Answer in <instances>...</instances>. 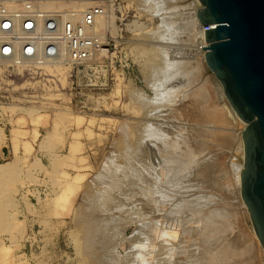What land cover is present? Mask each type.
Listing matches in <instances>:
<instances>
[{
	"label": "rangeland",
	"instance_id": "1",
	"mask_svg": "<svg viewBox=\"0 0 264 264\" xmlns=\"http://www.w3.org/2000/svg\"><path fill=\"white\" fill-rule=\"evenodd\" d=\"M187 2L185 3L187 4ZM150 3L149 0L147 2L145 0H115V7L117 8V15H115V18L117 19L116 27L119 30V34L112 37L115 38L118 43L117 51L119 52V56L117 59H120L121 62L120 64L119 62H116L115 65H111V67L108 68L106 81L99 89H88L83 87L84 84L93 81L94 78L92 76L83 79L82 83L80 81L78 87H76V85L74 86V84L71 85L70 81L67 79L68 72L62 67H60L61 72L64 71V74H66V82L63 86L59 83L58 77L48 75L43 69L37 70L26 67L17 68L0 64V136L4 139V143L0 145V153L1 150L4 153L8 150L13 153L14 143L16 147L15 156L10 154L8 159L0 161V165H4L5 163L11 164V168H6L10 169L9 172L0 175V219H2L0 220V247L4 246V248L11 251L9 253L12 258L10 257L9 261L7 259L8 263L19 264L21 261V264H109L110 262V264H148V262H151L149 264H162L159 261V255H155L157 253V248L159 249V242L156 238H152V236H154L152 235L153 229L160 223L155 218H149L152 214L148 215V207L144 204V200L145 202L147 200L145 196V188L147 187L148 192V188L152 187V185L148 184H152L154 182V176L156 177L159 175L160 168L157 167L156 164H158L157 160L160 161V158L157 156V158L153 160V163L149 157H146L147 155L149 156V154L145 151V144H150L155 148L156 145L152 140H149L150 143L148 138L145 139L144 131L147 127L153 125L155 128L162 129L161 132H163L164 135L166 134L165 137L167 135L170 137L167 138V136L166 139L177 140V142L181 143L183 140L182 138L189 141L192 140L190 138H195V134L192 133H197L195 126L202 121L199 120V122L196 118L190 117L191 109L186 101L181 98V92H177L176 99L173 104H170L162 99L163 91L161 90V87L158 89L156 86L159 77H157L155 73L157 69L162 66L161 62L165 59L164 54L166 57L169 56V54L170 56H172V54L176 55L174 58L180 57V45H178L179 47H176L177 38H179L180 35L178 32L174 33V30L168 32V29H166L165 31V21L163 22L162 20V18L165 17V14L163 12L160 14L157 11L158 9H156L157 7L155 8V5ZM185 3L182 5L184 7H178L179 9H177L176 12L169 11V14H171L170 12L174 14L180 13L182 10L185 11ZM150 5L154 8L152 7L151 9ZM196 7H198V9L202 8H200L199 5ZM191 8L190 11L194 12L193 7ZM165 13L166 16H168V13ZM194 14L196 13H193V16ZM131 24H138L137 27H139V29L136 32H133L131 28L134 26ZM161 24H164V27L161 26ZM163 30L164 33L162 35ZM157 32L159 33L157 34ZM165 32L167 33V37L171 34V40L166 37L165 40L163 39L164 34H166ZM160 36L162 37L160 38ZM161 39L163 40L160 41ZM177 51L179 52L178 54ZM154 64L155 66H153ZM120 65H127V67L121 69ZM156 65H159V67ZM155 68L156 70H154ZM215 84L220 85L216 82L213 84L215 95H217L214 100V105L221 107L220 109H222L225 124L227 126L223 125V127L218 121L216 124L214 123V126H217V132L219 131L218 134H220V132L225 135L226 133H229L228 136H230V138L236 136L235 138L237 140L238 134L243 129L244 125L238 120H235L233 116H230L231 114L228 112L229 110H227L228 107L225 105L224 100L222 101L223 98L220 96L222 92L220 91V88L218 90V86ZM219 107H216V109ZM202 124L203 123H201V125ZM220 127L222 128L220 129ZM187 132H190L191 137ZM138 135L140 136L138 137ZM239 136L241 137L240 134ZM224 145L225 146L223 147H219L217 143L208 144V150L210 153L208 158H218L220 162H223L220 164L218 163V166L224 164V166H222L223 168L217 166V169L219 168L218 172L213 174L214 179L216 178L215 181L218 183L217 187L209 186L204 183L205 181L203 180H200L201 182H199V180L195 182L188 181L187 183L192 186H187L188 188L186 191L190 189V191L193 190L195 194L198 192V194L193 195L194 197L190 196V199L193 198L194 200L199 197L201 199L198 200H202L201 202H203L207 198H211L210 202L215 201L219 203L218 206L222 205L221 207L223 208L229 207L233 211H240L238 214L240 215L239 217L242 222L239 220L240 222L238 221V223L243 225H233L236 227L232 228H237L238 230L234 229L233 231V229H231L228 238L231 233H233L234 236H237L241 230L240 225L242 227L244 226L243 230L244 232L246 231L245 234H248L251 237L247 236L248 239H252L250 240V244L255 247L252 248L253 252H251L252 254L250 255L252 259H249H251V262L254 264H264V259H262V257H264V255H262L264 254V251H262L255 243L256 241L253 239L254 236L252 235V229L249 222L244 216H241L242 210L241 208L239 210L240 206L238 207L239 203L237 202L238 199H236L237 194H235V182L231 180L235 178L231 175L232 173L229 172L230 169L228 167V162L235 160L233 159L235 158L233 150H236L237 146L235 144L232 145V143H225ZM27 148L29 149L27 150ZM149 162L151 163L149 164ZM133 163L134 165L138 164L134 169ZM137 167L138 169H136ZM105 169L107 173H105ZM103 171L107 176L104 173L100 174ZM148 171H152L154 175L151 173L150 175ZM156 171L159 172L156 174ZM142 173H144V175ZM128 174L133 175L131 176L132 178ZM121 176L124 177L122 178ZM129 180L134 181L133 185L132 181L129 182ZM139 180L141 181L139 182ZM150 180L153 182H149ZM184 180L185 178H183V183ZM145 182L148 186H146ZM67 183H72L70 190H65V185H67ZM122 186H124V188ZM232 186L233 188H231ZM193 187H196L197 189ZM88 188L92 190V192L90 191V196H88ZM138 189H141L142 191L144 189V195L141 194V191ZM232 189H234L233 194L235 195L232 194ZM100 191L105 193V196L108 195V201H104L105 196L102 197L103 194H101ZM204 193L209 195L206 196ZM200 195L202 196L200 197ZM136 196H140V198L143 199V196H145V199H142V202H140V198ZM88 197L92 199H88ZM7 198L9 201H6ZM97 198H101L106 204L103 203L101 207L98 203L100 200ZM134 199L137 200V204L133 201ZM220 199L223 200L222 204H220ZM90 200H98V206L101 208L98 207L97 209L104 211L101 213L97 210L96 215L94 213L95 216L90 219H94L93 222L91 221V224L89 222L90 220L88 221L87 218L86 221L84 220L85 215L82 216L84 217L82 219L85 222H80V217L84 212L83 207L86 208L85 204L87 205V201L91 202ZM111 201L114 203L113 205H111ZM122 202L126 206H124ZM79 203H81V205H79ZM204 203L202 204L204 205ZM169 205L172 206V204H168V207H166L167 205L165 206L167 210L170 208ZM104 206L108 212L105 210ZM145 207H147L144 211L146 213L142 212ZM118 209V213L121 214L117 213L116 210ZM140 213L143 216H141ZM85 214L86 217L92 215V213L87 214V212H85ZM136 214H140V217ZM144 214L147 216H144ZM173 215L176 218L177 215ZM78 216L80 221L77 220ZM131 216L132 218H130ZM11 218H14L15 220V222L13 221V224ZM119 218L120 221H118ZM175 218L172 223L173 228L175 230L177 229L178 242L173 249L174 254L173 252L171 254L173 261H171V264L175 262L176 264H192V262H194L193 264H198V262L204 264L203 258L198 259L197 262L196 257L200 256V251H197L198 253L194 252L193 254L195 256L192 257V250L194 251L193 248H199V238L193 237L192 239L190 234L188 235V233H185L186 229L183 230V226L193 227V223H190L193 221L190 220L188 224L184 223V220L181 218H179L181 222ZM7 219H9V222L3 227L2 221H6ZM102 219L106 224H104L105 227L102 225ZM97 220L99 223H97ZM151 220L152 222H150ZM119 222L122 223L120 224ZM15 223L17 224V228H15ZM126 223L127 226L125 225ZM177 223L181 226L183 225V228L181 226L179 228ZM196 223L197 222L194 224L196 225ZM78 224H84V227H79L77 226ZM116 224L117 227H120L118 231L115 226ZM101 225L103 228H106L102 230L103 233L101 230L98 232L96 229V227L101 229ZM85 226L86 231L83 229ZM88 227L93 230L91 231ZM142 228L145 229L142 230ZM80 229L82 230V233ZM104 230H107L108 232ZM178 230H182V232H179ZM83 232L84 235H82ZM133 232H138V234H134ZM73 234H75V237ZM181 234L184 236L182 237ZM233 235L231 234L232 237L229 239L232 241L236 240V246H239L238 242L240 243V240H245L239 235L237 236L238 238L235 236L237 238L235 239ZM87 236H89V238ZM185 236L190 240H186ZM188 236L191 238H188ZM123 239L127 243L122 242L124 241ZM153 240L155 241L156 248L155 244L152 242ZM185 241H187V243ZM232 241L231 243L236 244V241ZM151 243L154 247H152ZM190 243H193V246L190 245ZM122 244H125L123 245V248L121 246ZM187 244L189 245L187 246ZM149 247L154 248V251H152L153 249L150 250ZM86 248L89 249L86 250ZM95 248L97 249L95 250ZM127 249L129 251H127ZM185 249L188 250L186 251ZM136 250H138V252ZM181 250L183 251L181 252ZM123 252L126 253V255ZM188 252H190L191 255L188 254ZM196 254L199 255L197 256ZM3 255L0 254V257ZM131 255L133 256L131 257ZM180 256L185 258V260L191 256V259L189 258L188 261H185ZM97 257L100 258L98 259ZM116 257L118 258V262ZM129 257L131 260L133 259V262ZM89 259L90 261H88ZM108 259H110V261ZM3 263L4 262H1L0 264Z\"/></svg>",
	"mask_w": 264,
	"mask_h": 264
},
{
	"label": "bare ground",
	"instance_id": "2",
	"mask_svg": "<svg viewBox=\"0 0 264 264\" xmlns=\"http://www.w3.org/2000/svg\"><path fill=\"white\" fill-rule=\"evenodd\" d=\"M146 2L148 0H145ZM153 5H155L154 7L156 9H158L157 11L161 14V12H163L165 14V17L162 18L163 22L165 21V31L166 29H168L167 31L169 32L170 30H174V33L175 32H178V34L180 35L179 38H177V45H180L179 47V52H180V57H176L174 58L176 55H173L170 56H165L164 54V57L165 59L162 60V66L159 67V64L157 67H159L156 71V75L158 78V83H157V88L159 89L161 87V90L163 91V95H162V99L165 100V102L167 103H172L174 102V100L176 99V94L177 92H181V98H183V100L186 101V103L188 104V106L190 107V117L192 118H196L198 121H202L201 123H203L201 125V123H197L198 125H194L195 126V130H197L196 132L197 133H192V134H195V138H190L192 139L191 141L189 140H185L184 138H182L183 140L185 141H181L180 142H177V140H168L166 139V136L163 134V132H161L162 129H158L157 127H153L152 126H149L145 129V139L148 138V141L152 140V142L155 143L156 145V148L153 147L152 145L150 144H145V148H146V153L148 152L149 156L147 155L146 157H149L151 162H153V160L155 158H157V156H159L160 158V161H158V164H156L157 167H159V175L158 176H154V179L153 181H149V182H153L152 184H148V185H152L151 188H148V192H147V187L145 188L146 189V193L143 189V191L140 189H138L139 191H141V194L144 195L145 193V196H146V202H145V196L144 199L143 198H140V196H136V197H139L140 198V202H142L141 200L143 199L144 200V204L148 207H145L143 208L144 210L142 212L145 211V209L147 208L148 212L149 213L148 215H151V217L149 216V218H155L157 219V221L160 223L158 224L157 226H155V228L153 229V233L152 235V238H156V240H158L159 242V249L157 248V253L155 255H159L158 257L159 258V261L162 263V264H171V261H172V252H173V249L175 248L176 244H177V229L175 230L173 228V219L175 218L173 214L177 215L175 219H178L181 218L184 220V223H188L190 222V220H192L193 222H190V223H193V227H185V226H180L183 228V230L186 229L185 233H188V235L190 234L192 239L193 237H198V241H200L199 244V248H193L194 251L192 250V257L195 256L193 253L196 252L198 253L199 251V254L200 256L199 257H196L197 258V262H198V259H202L203 258V262L204 264H251L253 262H251V257L250 255L252 254L251 252L252 251V248H255L254 246H252V244H250V240L252 239H248V237H250L248 234H245L244 232V226L242 227L241 223H238V221L240 219V215L238 214V211L235 210L233 211L232 209H230L229 207L227 208H223L221 206H218L219 203L217 202H210L211 198H207L209 200H204L203 202H201L202 200H198V199H201L198 197V199H190V196H193L195 193L192 191H190V189L188 191H186V189L188 188L187 186H192L190 184H188L187 182L188 181H198L201 182L202 180L205 181L204 183L208 184L209 186H212V187H217L218 183L215 181L214 177H213V174L214 173H217L218 172V169H217V166H218V163H223V162H220V160H218V158H213V159H210L208 158V155L210 154L209 153V150H208V144H214V143H217L219 145V147H223L225 146L224 144L225 143H229L232 145L235 144L236 146V150L234 149L233 153H234V157L233 159H235L234 161H230L228 162L229 164V169H230V173H232L231 175L235 178V179H231L235 182V188H236V192L235 194H237L236 196V199L237 202L239 203L238 204V207H239V210L241 208L242 212H241V216H244L245 219H247V221L249 222L250 226H251V223H250V219H249V215H248V212H247V209L240 197V171L242 169V161H243V143H242V139L241 137L239 136V134L241 135V133L243 132V130L245 129L244 126H243V129L239 132L238 134V139L236 140V136L233 137L232 134V138H230V136H228V134L226 133L223 134L220 132V134H218L217 130V126L215 127L214 126V123L216 124L217 121L220 125H226L225 124V119L223 117V112H222V109H220L221 107L219 106H215L214 105V100L216 98L217 95H215V91H214V83H218L214 77V75L208 70L207 66H206V63H205V55L207 53V49L205 51H202V48H204V44L207 45L206 48H208V43H206L205 41V28L206 26H203L200 24L199 22V19L197 17V14H194L193 16V13H197V11L199 10L198 7L196 6H200V10H203L204 7L203 5L200 4V2L198 0H149ZM188 1V2H187ZM187 2L185 8L186 10L180 13H172L173 11L176 12L177 9H179L178 7H184L182 5H184V3ZM145 3V2H144ZM150 3V4H151ZM183 3V4H182ZM151 7V5H150ZM153 7V6H152ZM151 7V9H152ZM153 7V8H154ZM191 7H193L194 9V12L190 11V9H192ZM43 9H53V6H42ZM184 9V8H183ZM156 11V10H155ZM169 11H172L170 12L171 14H169ZM168 13V16H166V13ZM168 17V18H167ZM112 20L114 19L113 17L111 18ZM111 19L109 22L107 21H104V20H99L97 21L96 23V26L95 29H94V32L96 31H99V35L101 36H106L107 34H109L110 36H117L119 34V30L117 29L116 25H113V23L110 25V22H111ZM135 21V20H134ZM139 22V21H138ZM135 23V22H133ZM132 25V24H131ZM138 24H133L131 29L133 30V32H136L139 27H137ZM161 24V26H163ZM163 26V27H164ZM162 27V28H163ZM205 27V28H204ZM214 25H209L207 27V30H212L214 29ZM134 28V29H133ZM143 29V28H142ZM141 29V30H142ZM164 29V28H163ZM159 31V30H158ZM155 33H156V30H155ZM159 32H157L158 34ZM164 33V30L162 32V35ZM166 33V32H165ZM155 35V34H154ZM166 35V36H165ZM176 35V34H175ZM157 37V35H156ZM162 36H160L161 38ZM168 39H172L171 38V34L167 37V33L164 34V40L166 38ZM173 37V35H172ZM163 39H161L160 41H162ZM167 39V40H168ZM159 40V39H158ZM180 43V44H179ZM175 45V44H173ZM172 45V46H173ZM177 51V54L179 53ZM162 53V51H161ZM163 55V54H162ZM182 55V56H181ZM162 59V58H160ZM0 64L2 65H9V64H14V62H10V61H6V60H3L0 58ZM155 66V64L153 65ZM6 67V66H5ZM8 67V66H7ZM25 68L23 67L22 65H19L17 66V68ZM60 67L64 68L67 70L68 72V69L66 67H63L61 65H59L58 62H54V64L52 65H43V71H45V73H47L48 75H52V76H56L58 77V81L59 83L61 84V86H63L66 82V74H64V71L61 72L60 70ZM65 70V71H66ZM156 70V68L154 69ZM68 77V75H67ZM57 79V78H56ZM154 85V86H155ZM174 85V86H173ZM217 85V84H215ZM69 86V85H68ZM218 86V87H217ZM216 87L220 88V91L222 92L221 93V97L223 98L222 101L224 100V103L225 105L228 107H226L227 110H229L228 112L231 114L230 116H233V118H235V120H238L239 122H241L243 124L242 121H240L236 115V113L233 111V109L230 107L229 103L227 102L224 94H223V91H222V88H221V85H217ZM220 86V87H219ZM116 90V89H115ZM116 92V91H115ZM217 93V92H216ZM96 102V101H95ZM221 104V103H220ZM98 105V104H97ZM102 105V104H101ZM167 105V104H166ZM169 106V105H168ZM97 107V106H96ZM216 107H219L216 109ZM223 107V106H222ZM173 113V112H172ZM169 116V115H168ZM225 116V115H224ZM188 120V119H187ZM227 120V119H226ZM234 120V119H232ZM179 121V120H178ZM189 121V120H188ZM199 121V122H200ZM175 122V121H174ZM177 123V122H176ZM55 125V124H54ZM191 125V124H190ZM86 126V125H85ZM227 126V125H226ZM219 127V126H218ZM224 127V126H223ZM222 127H220L221 129ZM226 128V127H225ZM228 128V127H227ZM191 130V129H190ZM189 130V131H190ZM194 130V129H193ZM194 130V132H195ZM226 130V129H225ZM183 131V130H182ZM188 131V130H187ZM222 131V130H221ZM192 132V131H190ZM190 132H187L190 134ZM224 132V131H222ZM166 133V131H165ZM140 134V133H139ZM234 134V133H233ZM176 135V134H175ZM235 135V134H234ZM77 136V135H76ZM140 135H138L139 137ZM194 136V135H193ZM181 137V136H180ZM183 137V136H182ZM190 137H191V134H190ZM240 137V138H239ZM46 138V136H45ZM167 138H170L169 136ZM178 138V137H177ZM62 139V138H61ZM120 139V138H119ZM149 141V142H150ZM3 142V141H2ZM35 143V142H34ZM69 143V142H68ZM151 143V142H150ZM181 144V145H180ZM180 147H179V146ZM216 145V144H215ZM214 145V146H215ZM231 145V146H232ZM127 146V145H126ZM211 146V145H210ZM217 146V145H216ZM238 146H239V149H238ZM125 147V146H124ZM130 147V146H128ZM144 147V146H143ZM141 147V148H143ZM132 148V147H131ZM136 148V147H135ZM140 148V146H139ZM13 149V148H12ZM144 149V148H143ZM16 150V149H15ZM14 150V151H15ZM124 150V148H123ZM130 150V149H129ZM133 151V150H132ZM220 151V150H219ZM130 152V151H129ZM132 153V152H131ZM229 153V152H228ZM126 154V153H125ZM135 155V154H134ZM125 157V156H123ZM130 157V156H129ZM233 157V156H232ZM139 158V157H138ZM144 158V157H143ZM223 158V157H222ZM14 159V158H13ZM124 159V158H123ZM128 159V158H127ZM132 159V158H131ZM136 159V158H135ZM134 160V159H132ZM142 160V159H141ZM16 161V160H15ZM148 161V160H147ZM12 162V161H11ZM14 162V161H13ZM114 162V161H113ZM123 162V161H122ZM142 162V161H141ZM144 162V160H143ZM142 162V163H143ZM149 162V164L151 163ZM136 163V162H134ZM133 163V165H134ZM138 163V162H137ZM141 163V164H142ZM154 163V162H153ZM152 163V164H153ZM113 164V163H111ZM147 164V163H146ZM10 163H5L4 165H0V175L2 174H6L7 172H9L10 169H6V168H11L10 167ZM132 165V164H131ZM138 165V164H137ZM137 165H134L133 169L137 166ZM148 165V164H147ZM110 166V165H109ZM143 166V165H142ZM221 166V165H220ZM218 166V167H220ZM224 166V164L222 165ZM221 166V167H222ZM108 167V166H107ZM111 167V166H110ZM108 167V168H110ZM144 167V166H143ZM142 167V168H143ZM148 167V166H147ZM106 168V167H105ZM129 168V167H128ZM127 168V169H128ZM223 168V167H222ZM104 169V167H103ZM107 169V168H106ZM106 169L104 171H106ZM111 169V168H110ZM131 169V168H130ZM138 169V167L136 168ZM129 170V169H128ZM101 172L100 174L104 173ZM109 172V171H108ZM134 172V170H133ZM132 172V173H133ZM147 172V171H146ZM149 172V171H148ZM157 171L155 172L156 174L158 173ZM227 172V173H229ZM107 173V171L105 172ZM104 173V174H105ZM153 174L152 171L149 172V174ZM126 174V173H124ZM123 174V175H124ZM141 174V172H140ZM144 175V173H142ZM150 174V175H151ZM106 175V174H105ZM129 175V174H128ZM135 175V174H134ZM142 175V177H143ZM154 175V174H153ZM107 176V175H106ZM126 176V175H125ZM130 177L133 176V175H129ZM2 177V176H1ZM55 177V176H54ZM100 177V176H99ZM120 177V176H119ZM122 177V176H121ZM124 177V176H123ZM122 177V178H123ZM145 177V176H144ZM232 177V178H233ZM77 178V177H76ZM75 178V180H76ZM106 178V177H105ZM132 178V177H131ZM129 178V179H131ZM141 178V176H140ZM183 178H185L184 180V183H183ZM139 179V178H138ZM79 180V179H77ZM102 180V178H101ZM123 180V179H122ZM135 180V179H133ZM133 180L132 181V185H133ZM145 180H146V177H145ZM143 180V181H145ZM187 180V181H186ZM201 180V181H200ZM223 180V179H222ZM124 181H125V178H124ZM129 180V182H131ZM141 180H139L140 182ZM147 181V180H146ZM225 181V180H224ZM223 181V182H224ZM128 182V180H127ZM138 182V181H137ZM148 182V183H149ZM222 182V183H223ZM229 182V181H228ZM53 183V182H52ZM198 183V182H197ZM203 183V182H202ZM129 184V183H128ZM139 184V183H138ZM137 184V185H138ZM146 184V182H145ZM184 184H187V185H184ZM193 184V183H191ZM195 184V183H194ZM72 183L65 185V190H70L71 189V186ZM136 185V184H134ZM141 185V184H140ZM146 184V186H148ZM199 185V184H198ZM220 185V183H219ZM223 185V184H222ZM229 185V184H228ZM234 185V184H233ZM62 186V185H61ZM87 186V185H86ZM126 186V185H124ZM124 186H122L124 188ZM195 186V185H193ZM203 186V185H202ZM206 186V185H204ZM145 187V186H144ZM197 187V185H196ZM196 187H193L195 189H197ZM227 187V186H226ZM230 187V185H229ZM228 187V188H229ZM13 188V187H12ZM126 188V187H125ZM139 188V187H138ZM191 188V187H190ZM227 188V190H228ZM233 188V186L231 187ZM7 189V188H6ZM89 189V188H88ZM100 189V188H99ZM121 189V188H120ZM185 189V191H184ZM54 190V189H53ZM119 190V189H118ZM202 190V189H201ZM200 190V191H201ZM212 190V189H211ZM216 190V189H215ZM92 190L89 189V195L90 196ZM97 191V190H96ZM107 191V190H106ZM120 191V190H119ZM122 191V190H121ZM208 191V190H207ZM231 191V190H230ZM234 189H232V194L234 193L233 192ZM101 194H103L102 197H104L106 194L105 193H102V191H100ZM105 192V191H104ZM126 192V191H125ZM129 192V191H128ZM131 192V191H130ZM136 192V191H135ZM143 192V193H142ZM197 192V191H196ZM7 193V192H5ZM69 193V192H68ZM87 193V194H88ZM93 193H94V190H93ZM122 193V192H121ZM105 194V195H104ZM108 194V193H107ZM110 194V192H109ZM123 194H124V191H123ZM198 194V192L196 193ZM195 194V195H196ZM225 194V193H224ZM233 194V195H235ZM13 195V194H12ZM127 195V194H126ZM139 195V194H138ZM204 195L208 196L207 194L204 193ZM226 195V194H225ZM93 196V195H92ZM91 196V197H92ZM110 196V195H109ZM131 196V194H130ZM202 195H200L201 197ZM81 197V196H80ZM95 197V196H94ZM98 197V196H96ZM101 197V196H100ZM101 197V198H102ZM108 195L105 196V199H107ZM134 197V196H133ZM132 197V198H133ZM194 197V196H193ZM210 197V196H209ZM230 197V196H229ZM233 197V196H232ZM3 198V197H1ZM87 198V197H86ZM99 199L100 202H98L101 207L103 205V198L102 199ZM110 198V197H109ZM131 198V200H132ZM88 199H92L90 197H88ZM95 199V198H94ZM104 201H108L105 200ZM138 199V198H136ZM136 199H134L133 201H135V204L136 203ZM203 199V198H202ZM205 199V198H204ZM8 200V198L6 199V201ZM59 200V199H58ZM87 200V199H86ZM129 200V201H131ZM139 200V199H138ZM221 200V199H220ZM9 201V200H8ZM83 201V200H82ZM91 201V200H90ZM98 200H92L91 202H88L87 201V205L85 204V207H83L84 209V212H83V215H81L80 217V220H79V216L77 218L78 221L82 222L83 219L85 217V221H86V218L88 219V221L90 219H92V217H94L96 215V211L98 210L99 212H103L99 209H97L99 206V204L97 203ZM201 203H200V202ZM213 201V200H212ZM222 201L221 200L220 204H222ZM12 202V201H10ZM85 202V201H83ZM112 202V201H111ZM116 202V201H115ZM205 202V203H204ZM219 202V200H218ZM78 203V201H77ZM108 203V202H107ZM110 203V201H109ZM129 203V202H128ZM127 203V204H128ZM133 203V202H132ZM131 203V204H132ZM139 203V202H138ZM204 203V205L202 204ZM83 204V203H82ZM106 204V203H105ZM114 203L112 202L111 205H113ZM116 204V203H115ZM123 204V202H122ZM142 204V203H141ZM168 204H172V206H170L169 210H167L165 208L168 207ZM78 205V204H77ZM79 205H81V203H79ZM124 205V204H123ZM130 205V203H129ZM84 206V204H83ZM107 206V205H106ZM126 206V205H124ZM134 206V204H133ZM141 206V205H140ZM143 206V204H142ZM141 206V207H142ZM99 207V208H101ZM109 207V206H107ZM137 207V205H136ZM144 207V206H143ZM225 207V206H224ZM105 208V206H104ZM133 208V207H132ZM234 208V207H232ZM10 209V208H9ZM14 209V208H13ZM103 209V208H102ZM122 209V208H121ZM135 209V207H134ZM140 209V208H139ZM166 209V210H165ZM82 210V209H81ZM105 210L107 211V209L105 208ZM124 210V209H123ZM72 211V210H71ZM80 211V210H78ZM83 211V210H82ZM110 211V210H109ZM117 213L119 211L116 210ZM137 211V209H136ZM139 211V210H138ZM81 212V211H80ZM85 212H87V214H90L92 213L91 216H87L86 217V214ZM108 212V211H107ZM114 212V210H113ZM141 212V210H140ZM14 213V212H13ZM95 213V215H94ZM100 213V214H101ZM111 213V212H110ZM130 213V212H129ZM146 213V212H144ZM243 213V215H242ZM106 214V213H105ZM112 214V213H111ZM114 214V213H113ZM118 214H121V213H118ZM132 214V213H131ZM141 214V213H140ZM139 214V215H140ZM85 215V216H84ZM103 215V214H102ZM101 215V216H102ZM123 215V214H122ZM138 215V214H136ZM138 215V216H139ZM146 214H144L145 216ZM84 216V217H82ZM121 216V215H119ZM141 216H143L141 214ZM147 216V215H146ZM14 217V216H13ZM104 217V215H103ZM106 217H110V216H106ZM116 217V216H115ZM129 217V216H128ZM140 217V216H139ZM174 217V218H173ZM113 218V217H111ZM132 218V216L130 217ZM148 218V217H147ZM145 218V219H147ZM242 218V217H241ZM105 219V218H103ZM102 219V220H103ZM123 219V218H122ZM125 219V218H124ZM127 219V218H126ZM144 219V217H143ZM186 219V220H185ZM243 219V218H242ZM2 220V219H0ZM5 220V219H4ZM2 221V226L4 227L6 223L9 222V219H7L6 221ZM107 220V219H106ZM110 220V219H109ZM142 220V219H141ZM150 220V219H149ZM154 220V219H153ZM11 221H12V224L15 222L14 218H11ZM14 221V222H13ZM83 221V223L85 222ZM91 221L93 222V220H90V224H91ZM101 221V220H100ZM108 221V220H107ZM112 221V220H111ZM120 221V218L119 220ZM124 221V220H122ZM155 221V220H154ZM239 221V222H240ZM106 222V221H105ZM137 222V220H136ZM139 222V221H138ZM146 222V221H145ZM152 222V220L150 221ZM181 222V221H180ZM195 222L196 225L194 224ZM242 222V221H241ZM1 223V221H0ZM78 223V222H77ZM76 223V224H77ZM88 223V222H86ZM97 223L98 220H97ZM103 223V224H102ZM101 224L104 226V220ZM120 223V222H119ZM122 223V222H121ZM120 223V224H121ZM144 223V222H143ZM147 223V222H146ZM157 223V222H156ZM154 223V224H156ZM183 223V222H182ZM183 223V224H184ZM11 224V225H12ZM16 224V223H15ZM94 224V223H93ZM135 224V223H134ZM137 224V223H136ZM236 224H241L240 225V228L241 230L238 232L239 234H237V236L239 235L241 238L245 239L244 241L240 240V244L239 246H236L237 245V241L235 243L236 244H233L231 243L232 240H230L232 237L231 234L233 235V233L230 234V239L228 238V235L231 231V229H236L238 230L237 228H232V227H236V226H233V225H236ZM84 224L82 225H77V226H83ZM100 225V224H99ZM101 225V226H102ZM106 225V224H105ZM123 225H124V222H123ZM127 226V223L125 224ZM145 225V224H144ZM151 225V224H150ZM176 225V224H175ZM187 225V224H186ZM95 226V224H94ZM98 228L96 227V229L98 230V232H101L103 233V229H106V228ZM117 227V224L115 225ZM135 226V225H134ZM133 226V227H134ZM192 226V225H191ZM84 227V226H83ZM92 227V226H91ZM105 227V226H104ZM137 227V226H136ZM142 227V225H141ZM151 227V226H150ZM15 228H17V224L15 225ZM89 228V227H88ZM87 228V229H88ZM120 227H117V231ZM82 229V228H81ZM80 229L81 233H82V230ZM86 231V226L85 228ZM90 229V228H89ZM88 229V230H89ZM95 229V227H94ZM124 229V228H123ZM136 229V228H135ZM145 229V228H144ZM142 228V230H144ZM152 229V228H151ZM251 229H252V235L254 236L253 239H255V243L260 247V249L262 251H264V249L261 248L260 246V243H259V240L257 239L255 233H254V230L251 226ZM13 230V229H11ZM91 230V229H90ZM93 230V229H92ZM91 230V231H92ZM134 230V229H133ZM139 230V229H137ZM84 231V232H85ZM104 231H107V230H104ZM120 231V230H119ZM141 231V230H140ZM179 232H182V230H178ZM232 231V232H233ZM84 232L82 235H84ZM108 232V231H107ZM113 232V231H112ZM145 232V231H143ZM184 232V231H183ZM88 233V232H87ZM92 233V232H91ZM120 233V232H118ZM131 233V232H130ZM134 233V232H133ZM142 233V232H141ZM184 233V234H185ZM96 234V233H95ZM100 234V233H98ZM105 234V233H104ZM134 234H138V232H135ZM146 234V233H145ZM241 234V235H240ZM244 234V235H243ZM74 237H75V234H73ZM186 235V234H185ZM99 236V235H98ZM104 236V235H103ZM115 236V235H114ZM120 236V235H119ZM118 236V237H119ZM131 236V235H130ZM181 236L183 237L184 235L181 234ZM180 236V237H181ZM187 236V235H186ZM185 236V237H186ZM236 236V235H235ZM233 235V237L235 239H237ZM248 236V237H247ZM89 238V236H87ZM92 237H93V234H92ZM105 237V236H104ZM107 237V236H106ZM129 237V236H128ZM190 236H188V238H191ZM239 237V238H240ZM103 238V237H102ZM137 238V237H136ZM143 238V237H142ZM151 238V236H150ZM232 238V239H234ZM251 238V237H250ZM101 239V238H100ZM110 239V238H109ZM108 239V241H109ZM118 239V238H117ZM116 239V240H117ZM125 239V238H124ZM123 239V240H124ZM127 239V238H126ZM131 239V238H130ZM181 239V238H180ZM197 239V238H195ZM89 240V239H88ZM122 240V239H121ZM134 240V239H133ZM144 240V239H142ZM186 240L187 237H186ZM190 240V239H189ZM188 240V241H189ZM247 240V241H246ZM94 241V240H93ZM102 241V240H101ZM104 241V240H103ZM130 241V240H129ZM135 241V240H134ZM195 241V240H194ZM232 241V242H234ZM239 241V239H238ZM254 241V240H253ZM98 242V241H97ZM122 242H125L122 241ZM143 242V241H142ZM154 244H155V241L153 240L152 241ZM187 243V241H185ZM192 242V240H191ZM111 243V242H110ZM117 243V242H116ZM127 243V242H125ZM129 243V242H128ZM135 243V242H134ZM139 243V242H138ZM144 243V242H143ZM189 243V242H188ZM194 243V242H193ZM193 243H190V245H192ZM196 243V242H195ZM253 243V242H252ZM85 244V242H84ZM95 244V243H94ZM102 244V243H101ZM100 244V245H101ZM131 244V243H130ZM142 244V243H141ZM149 244V243H148ZM152 244V243H151ZM254 244V243H253ZM90 245V244H89ZM107 245V244H106ZM119 245V244H118ZM123 245L125 244H122V248H123ZM127 245V244H126ZM129 245V244H128ZM132 245V244H131ZM130 245V246H131ZM158 245V244H157ZM181 245V244H180ZM189 244H187L188 246ZM87 246V245H86ZM116 246V245H115ZM134 246V245H132ZM161 246V247H160ZM193 246V245H192ZM197 246V245H196ZM3 247V248H1ZM1 251H0V254L3 255L0 257L1 259V262H4L3 264H10L8 263L11 255L7 248H4V246H1ZM7 247V246H6ZM127 247V246H126ZM152 247L153 244H152ZM179 247V246H178ZM82 248V247H81ZM103 248V247H102ZM105 248V246H104ZM107 248V247H106ZM112 248V247H110ZM135 248V247H134ZM155 248H156V244H155ZM188 248V247H187ZM191 248V247H190ZM89 249V248H86V250ZM94 249V248H93ZM97 248H95L96 250ZM132 249V247H131ZM149 249H153L152 251H154V248H151L149 247ZM196 249V250H195ZM83 250V248H82ZM94 250V251H95ZM113 250V249H112ZM144 250V249H143ZM186 251L188 249H185ZM2 251H3V254H2ZM93 251V252H94ZM99 251V250H98ZM106 251V250H105ZM127 251H129L127 249ZM138 252V250H136ZM183 250H181L182 252ZM190 251V250H189ZM198 251V252H197ZM97 252V251H96ZM102 252V251H100ZM115 252V251H114ZM126 252V251H125ZM256 252V251H255ZM92 253V252H91ZM113 253V252H112ZM124 253V252H123ZM127 253V252H126ZM126 253H124L126 255ZM141 253V252H140ZM144 253V252H143ZM154 253V252H153ZM176 253V252H175ZM187 253V252H186ZM261 253V252H260ZM93 254V253H92ZM134 254V253H133ZM174 254V252H173ZM179 254V253H178ZM188 254L191 255L190 252H188ZM198 254V255H199ZM254 254V253H253ZM256 254V253H255ZM262 254V253H261ZM87 255V254H86ZM91 255V254H89ZM100 255V254H99ZM125 255H122L124 257H127ZM144 255V254H143ZM154 255V254H153ZM154 255V256H155ZM182 255V254H180ZM197 255V254H196ZM197 255V256H198ZM264 255V254H262ZM21 256V255H20ZM84 256V255H83ZM94 256V255H93ZM97 256V255H96ZM133 255H131L132 257ZM139 256V255H138ZM141 256V255H140ZM18 257V256H17ZM112 257V256H111ZM137 257V256H136ZM142 257V256H141ZM140 257V258H141ZM148 257V256H147ZM151 257V256H149ZM181 257V256H180ZM255 257V255H254ZM12 258V257H11ZM98 259L100 257H97ZM108 258V257H107ZM117 258V257H116ZM183 258V257H181ZM191 259V256L189 257ZM188 258V259H189ZM251 258V259H249ZM257 258V256H256ZM8 259V261H7ZM96 259V258H95ZM124 259V258H122ZM130 259V257H129ZM180 259V258H179ZM185 260V258H183ZM188 259L186 258V260L188 261ZM261 259V257H260ZM262 259H264V257H262ZM262 259H261V262H262ZM15 260V259H14ZM110 261V259H108ZM131 260V259H130ZM133 260V259H132ZM131 260V261H132ZM148 260H151V259H148ZM183 260V261H184ZM185 260V261H186ZM7 261V262H6ZM12 261V259H11ZM90 261V259L88 260ZM113 261V260H112ZM126 261V260H124ZM130 261V262H131ZM180 261V260H179ZM184 261V262H185ZM260 261V260H259ZM0 262V263H1ZM19 262V261H18ZM40 262V261H39ZM92 262V261H91ZM95 262V261H94ZM99 262V260H98ZM117 262H118V258H117ZM120 262V261H119ZM122 262V261H121ZM127 262V261H126ZM133 262V261H132ZM137 262V261H136ZM145 262V261H144ZM173 262V261H172ZM196 262V260H195ZM196 262V263H197ZM202 262V260H201ZM257 262V261H256ZM255 262V263H256ZM90 263V262H88ZM111 263V262H110ZM109 263V264H110ZM113 263V262H112ZM129 263V262H128ZM146 263V262H145ZM151 263V262H148V264ZM157 263V262H156ZM178 263V262H177ZM194 262H192L193 264ZM200 262H198L199 264ZM18 264V263H17ZM21 264V261L20 263ZM96 264V263H95ZM98 264V263H97ZM120 264V263H119ZM123 264V263H122ZM134 264V263H133ZM147 264V263H146ZM172 264H176L175 263H172ZM180 264V263H178ZM188 264V263H186ZM191 264V263H190ZM201 264V263H200ZM254 264V263H253ZM262 264V263H260Z\"/></svg>",
	"mask_w": 264,
	"mask_h": 264
},
{
	"label": "water",
	"instance_id": "3",
	"mask_svg": "<svg viewBox=\"0 0 264 264\" xmlns=\"http://www.w3.org/2000/svg\"><path fill=\"white\" fill-rule=\"evenodd\" d=\"M205 63L238 119L243 161L240 197L264 249V0H198Z\"/></svg>",
	"mask_w": 264,
	"mask_h": 264
},
{
	"label": "built area",
	"instance_id": "4",
	"mask_svg": "<svg viewBox=\"0 0 264 264\" xmlns=\"http://www.w3.org/2000/svg\"><path fill=\"white\" fill-rule=\"evenodd\" d=\"M116 9L115 0H0V58L14 62L10 67L37 70L58 62L71 85L92 76L83 87L99 89L108 68L121 60L116 39L94 29L112 17L110 25H116Z\"/></svg>",
	"mask_w": 264,
	"mask_h": 264
},
{
	"label": "crops",
	"instance_id": "5",
	"mask_svg": "<svg viewBox=\"0 0 264 264\" xmlns=\"http://www.w3.org/2000/svg\"><path fill=\"white\" fill-rule=\"evenodd\" d=\"M15 140V139H13ZM3 141V142H2ZM4 143V139L0 136V145H2ZM14 145V150H15V143L13 144ZM29 148H27L28 150ZM16 150L13 151V153L10 152V150H8L6 153H4L2 150H1V153H0V161H5L6 159H8L10 157V154L12 155H16Z\"/></svg>",
	"mask_w": 264,
	"mask_h": 264
}]
</instances>
